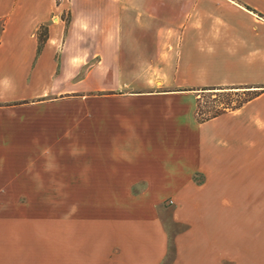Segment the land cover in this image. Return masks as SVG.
Segmentation results:
<instances>
[{
  "label": "crops",
  "instance_id": "1",
  "mask_svg": "<svg viewBox=\"0 0 264 264\" xmlns=\"http://www.w3.org/2000/svg\"><path fill=\"white\" fill-rule=\"evenodd\" d=\"M0 264H264V0H0Z\"/></svg>",
  "mask_w": 264,
  "mask_h": 264
},
{
  "label": "trees",
  "instance_id": "2",
  "mask_svg": "<svg viewBox=\"0 0 264 264\" xmlns=\"http://www.w3.org/2000/svg\"><path fill=\"white\" fill-rule=\"evenodd\" d=\"M40 40L44 39V35L47 34V28L46 27H40ZM242 88L246 91H249V94L242 100H240L238 103L234 104V105H230L228 102H222L220 103L221 106L217 107L216 105L209 109V110H205L202 111L201 110V106H200V95L199 93H203L206 90H220V89H225V88ZM198 92V96L196 98V106H195V118L198 122H204L206 120H209L211 118H214L226 111H231L234 109L239 108L240 106H242L244 103L248 102L249 100L253 99L254 97H256L262 90L260 89H255L252 88L251 86H202L197 88Z\"/></svg>",
  "mask_w": 264,
  "mask_h": 264
},
{
  "label": "rangeland",
  "instance_id": "3",
  "mask_svg": "<svg viewBox=\"0 0 264 264\" xmlns=\"http://www.w3.org/2000/svg\"><path fill=\"white\" fill-rule=\"evenodd\" d=\"M60 0H57L59 2ZM249 94L242 88H225L220 90H206L203 93H199L200 97V108L202 111L209 110L215 105L217 107L221 106L220 103L228 102L230 105L238 103L240 100L244 99ZM258 101H251L247 106V112H252L256 107H258ZM254 120L259 119L258 114L254 115ZM238 120V118H233V121ZM20 212V210H18Z\"/></svg>",
  "mask_w": 264,
  "mask_h": 264
}]
</instances>
